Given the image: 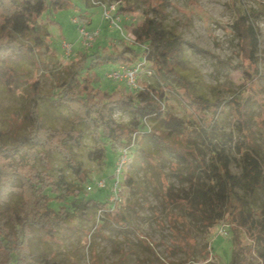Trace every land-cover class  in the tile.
Masks as SVG:
<instances>
[{"label": "trees", "instance_id": "trees-1", "mask_svg": "<svg viewBox=\"0 0 264 264\" xmlns=\"http://www.w3.org/2000/svg\"><path fill=\"white\" fill-rule=\"evenodd\" d=\"M120 2L119 10H135L133 1ZM69 5L71 0H0V83L12 84L20 57L48 48L49 32L38 19ZM149 12L145 11L139 23L125 25L133 45L126 44L120 50L113 47L112 51L102 53L80 52L69 76L45 96L51 111H65L70 116L71 126L47 124L36 93L31 95L24 117V132L14 143L0 139V264H61L36 256L31 248L33 229L54 238L55 228H69L76 219L94 223L98 212L109 215L107 201L79 196L64 168L60 166L59 174L55 172L54 164L59 159L65 167L78 172L82 180L87 178L76 153L84 147L86 136L96 144L95 159L104 157L107 149L134 145L136 136L140 137L135 147L137 153L145 157L157 154L168 161L174 157L172 171L186 182V188L176 189L168 182V202L179 206L185 216L196 219L206 231L226 220L227 226H233L237 246L264 261V200H255L264 189V162L257 156L254 122L248 106L232 100L240 105L244 136L232 145L241 167L239 173H234L231 157L225 152L228 143L219 129V119L228 101L194 91L192 81L183 73L185 39L168 28L166 16L157 8ZM234 25L240 38L248 39L251 58L258 44L254 24L247 22L243 14ZM139 56L145 61L143 70L151 69L154 75L151 82L138 79L140 90L131 92L124 86L108 91L93 84V65L111 62L130 66ZM171 79L177 82L175 92L191 112L192 120L166 111V91L170 90ZM115 110L126 112L129 122L117 121L113 116ZM146 120H153L158 126L150 127ZM201 143L208 150H203ZM179 166L183 173L177 172ZM126 182L130 184L131 180ZM110 220L121 228L129 226V219L118 207L106 223L111 224ZM236 227L243 230L250 243L241 246L234 232ZM183 247L188 250L187 242ZM188 254L191 256V251ZM189 261L194 264V260ZM230 264L253 263L235 251Z\"/></svg>", "mask_w": 264, "mask_h": 264}, {"label": "rangeland", "instance_id": "rangeland-1", "mask_svg": "<svg viewBox=\"0 0 264 264\" xmlns=\"http://www.w3.org/2000/svg\"><path fill=\"white\" fill-rule=\"evenodd\" d=\"M71 1L72 5L51 10L38 19V23L49 32L48 48H42L33 56L20 57L14 66L16 71L12 84L0 83L2 141L14 143L24 132L27 123L24 117L31 95L36 93L47 124L71 126L70 116L65 111H51L45 96L54 92L57 84L69 76L73 64L80 58V52L102 53L112 51L113 47L120 50L126 44L133 45L125 25L139 23L145 11L157 8L166 16L168 28L182 35L186 41L183 73L192 81L194 91L228 101L219 119V129L228 143L225 152L231 157V170L240 172L232 145L244 139L241 108L233 99L248 106L254 122L257 156L264 162V0H130L134 2L135 10H120L126 17L121 31L102 19L100 8L95 4L98 0ZM243 14L247 22L254 24L258 35V44L251 58L248 39H241L234 25L237 17ZM73 17L84 21L90 30L98 29L91 46L81 44ZM63 40L72 44V56L68 59L63 56ZM142 60L139 56L134 62ZM116 65L111 62L93 65L90 69L93 84L108 91L124 87L123 82L106 77V73ZM248 77H252L251 81ZM140 79L151 82L154 75L147 76L142 72ZM177 86L176 81L169 80L165 109L175 117L192 120L191 112L175 92ZM113 116L123 124L129 122V115L124 111L115 110ZM146 121L150 127L158 126L153 120ZM139 138L136 136L134 145L127 150L119 175L121 200L108 212L109 215L98 212L94 223L76 219L69 228H55L54 238L33 229L31 248L36 256L48 257L61 264H189V260H194V264H230L236 251L253 264H264L254 252L249 255L237 246L233 240V226H227L226 220L206 231L196 219L185 216L179 206L168 202V182H172L176 189L186 188V182L172 171L176 159L170 157L168 161L157 154L145 157L137 153L135 147ZM83 144L84 147L77 149L76 153L87 178L82 180L78 172L65 167L59 159L54 164L55 172L59 174L58 169L62 166L79 196L109 204L113 173L117 162L123 158L121 149L125 146L107 149L104 157L95 159L96 144L88 136L83 139ZM201 145L203 150H208L204 143ZM177 172L183 173L184 169L179 166ZM96 178H104L106 186L88 191L87 185ZM127 179L131 180L130 184ZM257 196L255 200H264V189ZM12 201L17 203L15 198ZM117 207L129 219L127 228H121L115 220H110L111 224L106 223V220L112 219ZM95 224H98V229ZM234 232L241 246L250 243L243 230L236 227ZM184 236L186 239H183ZM184 241L188 250L183 247Z\"/></svg>", "mask_w": 264, "mask_h": 264}, {"label": "built area", "instance_id": "built-area-1", "mask_svg": "<svg viewBox=\"0 0 264 264\" xmlns=\"http://www.w3.org/2000/svg\"><path fill=\"white\" fill-rule=\"evenodd\" d=\"M120 0H108V1H96L95 4L100 8V14L104 21L108 23L109 26L122 30V22L126 18L124 13L119 10L120 8ZM72 21L76 24L77 32L81 44L83 46H91L92 42L98 35V29L90 30L86 28L84 21H82L78 17H73ZM125 37V35H123ZM61 48L63 50V56L65 59H68L72 56V44L63 40L61 42ZM144 60L134 62L132 65L125 64H117L114 69L108 71L106 73V77L112 80L121 81L124 83V86L128 91L135 92L141 89V85L138 82L140 78V74L144 72L147 76L153 75V71L151 69L143 70ZM135 135V133H134ZM133 135V137H134ZM128 146H125L121 149L123 154V158L120 159L115 167V171L113 173L114 180L111 186V196L109 199V206L111 209L115 207V204L120 201L121 187L119 181V175L121 168L124 163V158H126ZM106 186V182L104 178H96L93 180L91 184L87 185V190H93L96 188H104Z\"/></svg>", "mask_w": 264, "mask_h": 264}]
</instances>
